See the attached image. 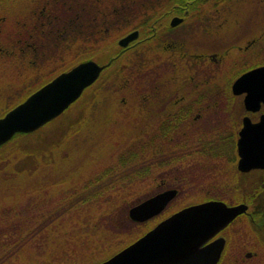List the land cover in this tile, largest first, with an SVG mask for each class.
Segmentation results:
<instances>
[{"label": "flooded vegetation", "instance_id": "flooded-vegetation-1", "mask_svg": "<svg viewBox=\"0 0 264 264\" xmlns=\"http://www.w3.org/2000/svg\"><path fill=\"white\" fill-rule=\"evenodd\" d=\"M89 60L103 68L83 94L116 97L76 101L135 96L148 152L184 169L150 196L174 188L170 203L190 183L199 197L178 209L243 204L201 246L222 240L214 264H264V0H0V72L23 88Z\"/></svg>", "mask_w": 264, "mask_h": 264}, {"label": "rangeland", "instance_id": "rangeland-1", "mask_svg": "<svg viewBox=\"0 0 264 264\" xmlns=\"http://www.w3.org/2000/svg\"><path fill=\"white\" fill-rule=\"evenodd\" d=\"M9 77L11 76H5V73L0 74V113H3L6 111L5 109L7 107H10L18 102V100H20L22 96H24L29 91L28 89H24L20 92V94L7 99V97H5L7 96L6 93H11L13 90L10 89L9 92L6 91L7 89L11 88L8 87L6 89V86L8 84H12L8 82V80H10ZM2 78H4V80H2ZM142 91L143 90L140 86L139 94H141ZM88 93L89 92L85 93L83 98H87ZM126 97L129 98V94L128 96L126 95ZM134 97L129 98V101L125 105L119 104L116 100H112L110 103H105L98 106V108L95 109V113L93 112L90 118L85 119V122L81 126V131L76 136H74V138L71 139L64 147V150L60 152V159L57 160L54 158V168L57 170L50 172L48 177H45L44 175L42 176L41 174H38V177L41 175V177H45L44 179L47 181H60V186H66L67 184L77 182L80 180L79 178L86 176L90 169L99 170L104 168L106 163L110 160V157L113 160H116V154L118 153L117 151L119 148H125L128 146L133 137H135L139 131L141 132L140 127L142 120H144V115L141 111H138L137 100ZM82 106V100L77 101L61 116L53 120L47 127L35 131L33 135L20 137L17 139V141L22 144H30L31 142H34L35 138L37 137L42 139L43 135L48 136L50 140H56L61 136L58 134V132H64L69 127L71 122L80 117ZM139 136L140 135H138V137ZM145 154V163H149V166H147V173L144 172L145 170H143L142 177H139L136 181H133L131 184L127 185L121 183L123 186L125 185L123 188L119 186L120 188L118 190L112 191L111 193H105V200L93 205V207L96 209V212L95 214L93 213V216L89 221L80 222L68 220L69 223L66 222L64 226L53 227L52 223L47 224L49 220L46 219V217L49 210L45 211L46 213H44L42 216L35 214L29 223L30 231L26 237L31 233L32 238L34 236L36 237L35 241L37 243H31L32 245L30 246V242H27L26 245H22L20 243L13 244L19 235L20 228H16L14 226L7 230L6 232L12 236L11 238L8 237L5 241L8 245L0 244V264H41L43 262H56L57 259L50 255L51 252L57 248H70V246H72L69 243L70 235L74 236L76 234L88 232L89 227L93 226L94 222H99L98 218L101 215L106 214L104 209L107 211L109 201L115 200L116 203L114 205L116 206L118 204L121 205L122 203L126 204V202L134 201L137 198L140 199L145 196H150L156 191V184L160 182V180L165 181V185L167 187H174L173 178L179 174L180 170H184L181 165L173 159L167 161V157H163L162 153L151 154V152H148ZM30 163V159L25 161L23 159L18 163V166L25 165L29 167ZM142 167V169L145 168V166ZM149 169L152 170L149 171ZM6 176L3 175V172H0V184L4 185V182L7 180ZM118 180H116L117 183H120L121 181ZM7 181H9L7 182L8 184L16 183L18 178H15V180L8 179ZM81 181L83 180L81 179ZM112 183L114 182L110 180L103 181V185H109ZM30 184V182H27L22 188L29 189L31 187ZM55 184L56 182H52V185H45V187L41 190L53 192L62 188L54 186ZM160 187L165 188L164 185ZM182 188L185 192L188 191V194H190L191 191L193 195L198 194V187L196 185H191L188 183ZM192 194L188 197H177L174 201H171L159 215L151 217L150 219L142 222L138 227L133 226L135 230H133L130 234L123 236L122 240L114 238L111 243H105V245L108 246L110 244L112 245L109 247L105 246V248H103V252H99V254H96L90 258L85 257L88 259H81L80 263L94 264L103 260L105 257L108 258L111 256L110 253L116 251L123 244H128L134 241L154 227L160 220L178 210L180 206L188 204L190 201L194 200V198L199 197L192 196ZM178 198H182L183 200ZM54 203L55 200H53V203L50 202V200L46 201L48 206H52ZM17 204H22L21 197L12 199L3 198L0 200V215H2V219L5 216L7 217L8 215H12V213L16 210L18 211L19 215H12L10 219L23 220L22 215L28 214L27 206L24 205L17 207ZM91 209L93 210V208ZM87 212L88 211L82 213V215L84 214L85 216ZM34 219H38V221L35 222ZM39 219H46L44 224H40L41 227L39 226ZM122 224L126 225L124 223ZM21 226H23L22 222ZM90 233L92 236L96 237L95 232L91 231ZM43 241L45 242L44 244H42ZM43 247H46V250H42L41 248ZM39 249H41V251H38ZM4 250L9 252L10 256H3L5 255V253L3 254ZM61 262H67V260L61 259Z\"/></svg>", "mask_w": 264, "mask_h": 264}, {"label": "trees", "instance_id": "trees-1", "mask_svg": "<svg viewBox=\"0 0 264 264\" xmlns=\"http://www.w3.org/2000/svg\"><path fill=\"white\" fill-rule=\"evenodd\" d=\"M3 73H5V76H11L9 77L10 80H8V82L12 84H8L6 86V89L8 87L11 88L7 89L6 91L9 92L10 89L13 90L11 91V93H6L7 96L5 97H7V99L20 94V92L25 89L22 85L19 84L18 74H15V72H0V74ZM123 76L124 74H117V80H123ZM129 76L131 77V79L129 78V80L131 81H142V75H127V77ZM4 78H2V80H4ZM29 91L31 92L32 90ZM28 93L22 96L21 99H23ZM88 97L93 99H110L113 97L115 98L116 96L114 95L113 90H103L100 87H93L92 90H89L87 98ZM20 100H18V102ZM10 107H7L5 110L9 109ZM97 108L98 106L92 103L83 105L80 111V117L71 122L69 127L64 132H58V134H60L61 136L56 140H50L48 136L43 135L42 139H39L40 137H37L35 138V141L31 142L30 144H22L17 141V139L20 137L33 135L35 131L47 127L51 123L49 122L33 132L18 133L14 135L11 140L0 146V172H3L4 176L8 174L6 176L7 180H15V178H18V181L16 183L8 184L7 182L9 181L6 180L4 182V185L0 184V200H2L3 198L12 199L21 197L22 204H17L16 206L19 207L26 205L28 209V214L22 215L23 220L10 219L12 215H19L18 211L16 210L12 213V215H8L7 217L5 216L3 219L2 215H0L1 245H8L5 241L8 237L11 238L12 235L8 234V232L6 231L14 226L16 228H20V231L17 239L13 242V244L20 243L22 245H26L27 242H30L29 246L32 244H36V237L34 236L32 238L31 233L26 237V235L30 231L29 223L31 222L35 214L42 216L44 213H46L45 211L47 210H49L46 217V219L49 220H47V224L52 223L53 227L64 226L66 222L69 223L68 220L80 222L89 221L93 216V213L95 214L96 212V209L93 207V205H95V203L104 201L105 193H111L112 191L118 190L120 187L123 188L125 185L123 186L122 184H131L139 177H142L143 170H145L144 172L148 170L147 166H149V163H145L144 156L146 155L145 153H148L149 143L143 136V132L141 130V132L139 131L138 134L133 137L128 146H126L125 148H119V150L117 151L118 153L116 154V160H113L109 155L110 160L106 163V166L104 168H101L99 170L90 169L89 173L83 178H79L80 180H78L77 182L69 183L66 186H60V181H47L46 179H44L45 177H48V174L50 172L57 170L56 168H54V158H56L57 160L60 159V152L63 151L67 143L81 131L80 129L82 124L85 122V119L90 118L91 114L93 112L95 113V109ZM3 113H0V115H2ZM138 135L140 136L138 137ZM23 159L24 161L29 159L31 160L29 167L25 165L18 166V163ZM140 166H145V168L142 169L143 167L141 168ZM151 170L152 169H149V171ZM38 174H41L42 176L44 175L45 177H41V175L38 177ZM36 178L39 180H37ZM81 179L83 181H81ZM105 180H110L114 183L103 185V181ZM116 180L121 182L117 183ZM27 182L31 183V187L29 189L22 188ZM52 182H56L54 186L62 188L53 192L48 190H41L45 187V185H52ZM145 198L146 196L140 199L137 198L134 201L126 202V204L122 203L121 205L118 204L116 206L114 205L116 203L115 200L109 201L107 211L104 209L106 214L101 215L98 218L99 222H94L93 226L89 227L88 232L76 234L74 236L69 234V243L70 245H72L70 246V248H57L51 252L50 255H52L53 258L57 259L56 262H43L41 264H81V259H88L85 257L90 258L96 254H99V252H103V248H105V246L109 247L112 245L110 244L108 246L105 245V243H111L114 238L122 240L123 236H125L126 234H130L133 230H135L133 226L138 227L142 223L130 220L127 214L128 208ZM47 200H50V202L52 203L53 200H55V203L52 206H48L46 204ZM91 208H93V210ZM86 211H88L87 214L85 216L84 214L82 215V213H85ZM46 219H39L40 227V224H44ZM34 220L35 222L38 221V219ZM21 222L23 223V226H21ZM122 223L126 225H123ZM91 231L96 233V237L92 236V234L90 233ZM44 241L42 242V244L45 243ZM125 245H127V243L123 244L116 251H118ZM41 249L46 250V247H43ZM41 249H39L38 251H41ZM116 251L110 253V255H112ZM4 253L5 255L3 256H10L9 252L5 250L3 251V254ZM61 259H66L67 262H61Z\"/></svg>", "mask_w": 264, "mask_h": 264}, {"label": "water", "instance_id": "water-1", "mask_svg": "<svg viewBox=\"0 0 264 264\" xmlns=\"http://www.w3.org/2000/svg\"><path fill=\"white\" fill-rule=\"evenodd\" d=\"M103 66L89 60L55 75L0 116V146L18 133H30L61 115L99 76ZM249 72L238 80L244 81ZM176 190L166 189L128 209V217L142 222L159 213ZM245 210L243 204L227 206L221 201L187 205L160 220L146 233L97 264H214L222 247L201 246Z\"/></svg>", "mask_w": 264, "mask_h": 264}]
</instances>
